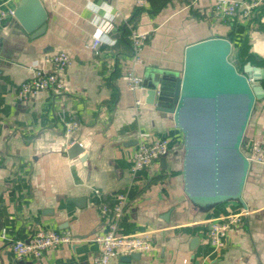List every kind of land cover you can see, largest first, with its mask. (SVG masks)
I'll list each match as a JSON object with an SVG mask.
<instances>
[{"label": "crops", "instance_id": "obj_1", "mask_svg": "<svg viewBox=\"0 0 264 264\" xmlns=\"http://www.w3.org/2000/svg\"><path fill=\"white\" fill-rule=\"evenodd\" d=\"M18 1L7 3L16 7ZM42 3V34L26 32L15 17L0 28V233L6 234L0 264H91L97 248L91 237L105 229L98 205L112 204L119 191L127 203L118 232H148L153 247L109 264H264V165L249 163L241 199L191 200L181 172L183 133L170 113L135 105L140 90L133 93L124 80L131 47L123 32L126 26L149 34L135 66L142 79L154 70L181 71L185 47L213 36L230 40L232 63L241 47L264 69V2L250 18L229 22L211 17L213 0H149L143 7L134 0ZM106 15L108 42L95 51L90 37ZM60 49L70 55L61 74L65 89L17 101L18 83L35 68L51 70L45 54ZM61 116L76 122L73 131H65ZM140 129L171 145L165 157L131 177L129 156ZM263 133L264 96L254 102L244 137ZM233 214L240 222L227 230L224 244H205L209 220ZM38 227L66 229L74 240L37 258H16L8 238L27 237Z\"/></svg>", "mask_w": 264, "mask_h": 264}, {"label": "water", "instance_id": "obj_2", "mask_svg": "<svg viewBox=\"0 0 264 264\" xmlns=\"http://www.w3.org/2000/svg\"><path fill=\"white\" fill-rule=\"evenodd\" d=\"M14 16L33 36L46 29L41 0H19ZM231 48L220 36L190 43L181 71L154 70L139 92L144 106L170 113L182 131L184 191L199 204L241 199L249 167L244 132L255 100L264 96V69L250 62L237 69Z\"/></svg>", "mask_w": 264, "mask_h": 264}, {"label": "built area", "instance_id": "obj_3", "mask_svg": "<svg viewBox=\"0 0 264 264\" xmlns=\"http://www.w3.org/2000/svg\"><path fill=\"white\" fill-rule=\"evenodd\" d=\"M44 0H41V2ZM149 0H134L136 7H143ZM264 0H213L211 5V17L223 22H229L236 18L247 19L259 11ZM15 7L9 5L7 0L0 3V28L8 18H14ZM96 29L92 35L91 47L97 51L98 47L108 42L107 37L112 23L109 16L97 19ZM148 32L130 30L129 41L131 52L128 57L129 64L124 72V80L127 88L137 93L144 88L142 77L137 74L135 66L141 62V50ZM45 61L52 68L45 71L41 68L33 69V76L22 80L15 89V98L19 102H27L40 91L58 93L65 89L62 73L70 64V55L65 50L51 51L45 54ZM136 106H141L144 101L136 98ZM65 131L71 132L76 127V122L61 116ZM170 140L167 137L158 136L148 129L137 131L134 146L130 152L129 174L134 177L138 171L148 167L152 162L165 157L170 149ZM245 155L249 163L255 162L264 165V133L257 139L244 143ZM127 203V195L124 191L116 194L112 204L101 203L98 210L105 219V229L95 233L91 239L96 243V251L91 255V264H109L116 256L132 253L148 252L153 247V241L148 232L121 234L118 232L119 221ZM240 222V215L233 214L223 218H212L208 222L207 234L203 242L217 249L224 244L227 230ZM5 238L4 231L0 233ZM10 249L18 259L37 258L52 248L60 247L74 240L70 231L55 228L38 227L27 237H11Z\"/></svg>", "mask_w": 264, "mask_h": 264}, {"label": "trees", "instance_id": "obj_4", "mask_svg": "<svg viewBox=\"0 0 264 264\" xmlns=\"http://www.w3.org/2000/svg\"><path fill=\"white\" fill-rule=\"evenodd\" d=\"M123 32L126 34L127 38H129L130 30H128V28L126 26H124V31ZM235 55H236L235 56L236 58H234L232 61L236 65L237 69H239V70H242L244 64L247 63V62H251V61L258 62V60L255 59V57L253 55H251V54L242 55V48L241 47L237 49Z\"/></svg>", "mask_w": 264, "mask_h": 264}]
</instances>
